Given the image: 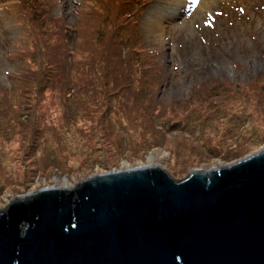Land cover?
Returning a JSON list of instances; mask_svg holds the SVG:
<instances>
[{
	"label": "rangeland",
	"instance_id": "1",
	"mask_svg": "<svg viewBox=\"0 0 264 264\" xmlns=\"http://www.w3.org/2000/svg\"><path fill=\"white\" fill-rule=\"evenodd\" d=\"M80 1L54 0V4L51 1V11L63 18L71 31L77 17L74 10ZM13 4V1L0 0V87L5 94H10L13 89L15 79L10 76L21 74L20 69L31 67L33 62L22 59L19 54L25 30L16 23L19 15ZM142 8L137 20L138 31L143 46L156 52L162 73L153 95L146 98L149 102L134 98L131 141L124 135L123 128H111V121L121 127L126 122L118 113L113 111L112 119L108 117L109 113L101 116V110L91 104V95L87 100H73L65 65L64 80L58 86L59 90L66 88L65 91L55 96L50 91L44 93L41 100L48 110H42L38 104L33 111L34 101L31 106V120L40 125V133L34 139L39 149L33 144L36 149L27 153L25 145L15 146L13 151H7L9 148L0 150V208L11 198L31 190L56 187L64 180L74 186L91 174L145 162L149 153L169 174L182 178L192 169H209L213 162H231L264 144V100L255 102L251 98L239 114L237 126L232 119H224L218 123L217 132L211 130L206 141L209 146L223 144L216 156H211L206 149L200 155L190 156L175 151L184 145L203 149L201 135L205 134L200 126L181 132L163 125L170 103L188 99L191 89L201 81L225 77L232 83L247 82L251 75L264 73V0H149ZM70 36L73 42L66 44L68 61L76 53L75 35ZM134 68L131 78L138 76ZM155 101L158 106L154 105ZM147 105L156 109L149 117L151 122L163 130L149 133L148 118L141 121L143 114L150 110ZM0 112L5 118L10 116L21 123L15 127L28 122L25 116L20 120L17 114L8 115L3 106H0ZM0 119L1 131L8 125L3 123L2 116ZM227 126L240 131V135L235 141L227 138L223 143L220 138ZM138 131L146 137L141 138ZM253 140H257L256 143H252ZM146 146L148 148L144 150ZM245 146L247 148L241 150L239 156L231 158L238 148ZM5 158L13 164H7Z\"/></svg>",
	"mask_w": 264,
	"mask_h": 264
},
{
	"label": "water",
	"instance_id": "2",
	"mask_svg": "<svg viewBox=\"0 0 264 264\" xmlns=\"http://www.w3.org/2000/svg\"><path fill=\"white\" fill-rule=\"evenodd\" d=\"M0 264H264V144L182 178L119 168L15 196Z\"/></svg>",
	"mask_w": 264,
	"mask_h": 264
},
{
	"label": "trees",
	"instance_id": "3",
	"mask_svg": "<svg viewBox=\"0 0 264 264\" xmlns=\"http://www.w3.org/2000/svg\"><path fill=\"white\" fill-rule=\"evenodd\" d=\"M3 1L14 2L13 9L19 15V21L16 23L25 30L19 54L22 59L33 62L30 63L31 67L20 69L21 74L10 76L15 79L10 94H5L0 87V106L5 108V112L8 115L17 114L20 120L22 116L28 118V122L23 126L15 127L21 123L10 116L5 118L4 113L0 112V116L4 118L3 123L8 125L0 131V150L9 148L7 151H13L15 146L25 145L27 153L36 149L33 144L39 149V144L36 145L34 139L40 133V125L31 120V106L34 101L33 111L38 104L42 110H48L41 100L44 93L50 91L51 95L55 96L60 91H65L66 88L59 90L58 87L64 80L65 65L67 77L70 79L68 85L74 93L73 100H87L91 95V104L93 108L101 110V116L109 113L108 117L112 119L111 113L114 111L123 121L126 120L122 127L111 120L110 124L113 129L123 128L124 135L129 136L133 129L130 123L135 109L134 98L149 102L147 99L151 98L155 86L161 82L160 61L154 50L143 46L137 27L142 6L149 0H81L74 10L77 17L73 33L67 28L63 18L51 11L54 0L53 4L52 0ZM5 8L9 9V6L6 5ZM71 34L75 35L76 53L71 61H68L69 50L66 44L73 42L70 39ZM31 45L32 47H29ZM133 67L138 71L136 78H131ZM251 98L255 102L264 100L263 72L256 76L251 75L247 82L232 83L225 77L201 81L195 89H191L188 99L170 103V114L167 112V116L166 113L167 118L163 120V125L174 127L176 131L181 132L200 126L201 132L205 134L201 135V138H204L203 149L196 145H184L175 151H182L183 155L190 156L200 155L206 149L211 156H216L223 144L218 143L217 147L209 146L206 141L211 136V130L217 132L218 123L224 119H232L237 126L240 122L238 116ZM154 105L158 106L159 103L155 101ZM147 106L150 110L143 114L141 121L148 118L149 133L153 130H163L154 126L157 124L149 118L156 109L151 105ZM233 127L227 126L220 138L223 143L227 138L235 141L237 135H240V131H234ZM142 137L145 138L146 135ZM127 139L131 141L132 138L129 136ZM256 141L253 140L252 143ZM147 148L148 146L143 149ZM244 148L247 146L238 148L230 155L231 158L239 156ZM5 160L7 164H13L8 158Z\"/></svg>",
	"mask_w": 264,
	"mask_h": 264
},
{
	"label": "bare ground",
	"instance_id": "4",
	"mask_svg": "<svg viewBox=\"0 0 264 264\" xmlns=\"http://www.w3.org/2000/svg\"><path fill=\"white\" fill-rule=\"evenodd\" d=\"M176 15V14H175ZM159 29V28H158ZM153 154L149 153L148 154V157L147 159L144 161H141V162H138V164L136 165H133V166H128V167H125V168H130V167H138V166H157L159 164H157L155 161H154V158H153ZM221 165L219 162H213L211 164L212 167H217ZM211 167V168H212ZM203 170H206V169H203ZM108 171V170H107ZM107 171H103V172H107ZM60 187H71L72 185L70 183L67 182V180H64L62 184L59 185Z\"/></svg>",
	"mask_w": 264,
	"mask_h": 264
}]
</instances>
